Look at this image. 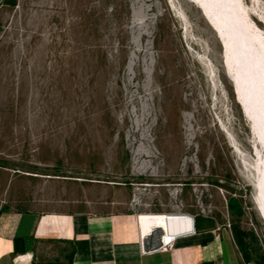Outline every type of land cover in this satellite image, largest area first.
I'll use <instances>...</instances> for the list:
<instances>
[{"label": "rangeland", "instance_id": "obj_1", "mask_svg": "<svg viewBox=\"0 0 264 264\" xmlns=\"http://www.w3.org/2000/svg\"><path fill=\"white\" fill-rule=\"evenodd\" d=\"M238 1L264 48V0ZM199 4L17 0L0 11V167L14 196L47 211L208 219L233 238L237 225L264 255V146Z\"/></svg>", "mask_w": 264, "mask_h": 264}, {"label": "crops", "instance_id": "obj_2", "mask_svg": "<svg viewBox=\"0 0 264 264\" xmlns=\"http://www.w3.org/2000/svg\"><path fill=\"white\" fill-rule=\"evenodd\" d=\"M5 6L0 0V11ZM15 179L0 167V264H247L232 235L218 229L197 231L186 220L170 251H151L165 229L143 226L142 215L90 205L47 211L14 196ZM16 239H29L24 253L14 254Z\"/></svg>", "mask_w": 264, "mask_h": 264}, {"label": "bare ground", "instance_id": "obj_3", "mask_svg": "<svg viewBox=\"0 0 264 264\" xmlns=\"http://www.w3.org/2000/svg\"><path fill=\"white\" fill-rule=\"evenodd\" d=\"M196 1V0H195ZM200 8L206 16L211 20L214 29L217 32L219 40L224 50V62L226 71L234 83L237 92V99L242 107L245 115L250 119L257 134L264 146V115H261V109L255 103L253 90L248 80V28L245 20L241 16V8L238 0H198ZM220 7V11H218ZM229 9V13L227 10ZM243 9V8H242ZM221 14L229 15L224 18ZM245 17V15H244ZM248 18V17H247ZM239 19V21L237 20ZM238 21V22H237ZM242 25L243 29L239 28ZM247 23V21H246ZM248 26V25H247ZM250 40H253L252 53L256 57L257 69L264 75V48L259 46L258 37L249 32ZM264 159V156H263ZM257 183V182H255ZM261 202L258 204L264 213V176L257 183ZM256 188V189H257ZM194 219V218H193ZM143 226L148 223L155 222L158 226L167 232L174 234L179 232L189 216L185 215H142ZM191 221H188V225ZM180 228V229H179ZM189 229V227H188Z\"/></svg>", "mask_w": 264, "mask_h": 264}, {"label": "trees", "instance_id": "obj_4", "mask_svg": "<svg viewBox=\"0 0 264 264\" xmlns=\"http://www.w3.org/2000/svg\"><path fill=\"white\" fill-rule=\"evenodd\" d=\"M4 3L8 6L15 7L17 5V0H4ZM227 202H228V208H229L230 214H232L233 216H236L238 218H241L244 213H243L242 207L240 206L239 200L236 197L232 196V197L228 198ZM205 222L210 223L211 227L210 228L205 227L204 226ZM195 226H196L197 231L206 230V229H214L213 228V226H214L213 221L208 220V219H206V220L201 219V218L196 219ZM232 230L234 233L233 234L234 240H235V242L239 248V251L241 252V254L243 256L244 261L247 264L251 263V261L253 260L252 256L254 254H256V257L254 259V263L255 264H264V255L261 254V248L259 246L258 239L255 236L254 232L242 230L237 225H233ZM27 241H29V239L28 240L16 239L14 254L24 253L23 251H25V250H23L22 246ZM256 245H258V247ZM71 259L72 258H69V264L71 263Z\"/></svg>", "mask_w": 264, "mask_h": 264}, {"label": "water", "instance_id": "obj_5", "mask_svg": "<svg viewBox=\"0 0 264 264\" xmlns=\"http://www.w3.org/2000/svg\"><path fill=\"white\" fill-rule=\"evenodd\" d=\"M220 11V7L217 8ZM228 9V8H227ZM229 13V9L227 10ZM242 14V12H241ZM224 18H229V15L221 14ZM244 18V14L241 15ZM239 21V19H237ZM237 21V22H238ZM239 28L243 29L242 25L238 23ZM249 27H248V80L251 89L253 90L255 103L257 104L258 108L261 109V115H264V75L256 68V57L253 56V52L255 48L253 47V40H250L249 37ZM264 117V116H262Z\"/></svg>", "mask_w": 264, "mask_h": 264}, {"label": "built area", "instance_id": "obj_6", "mask_svg": "<svg viewBox=\"0 0 264 264\" xmlns=\"http://www.w3.org/2000/svg\"><path fill=\"white\" fill-rule=\"evenodd\" d=\"M188 221H191V224H189V226L194 228V226H195L194 219L189 217V220H187V222ZM185 232H187V231L185 229H182L179 232H175L174 234H172V233L167 232L165 230L164 234L159 235V237L157 239V244H156V246L152 247L151 251H164V252L170 251L175 238L177 236L181 235L182 233H185Z\"/></svg>", "mask_w": 264, "mask_h": 264}]
</instances>
